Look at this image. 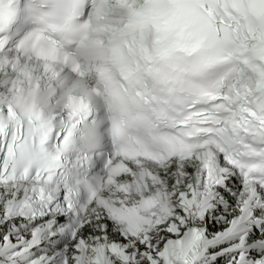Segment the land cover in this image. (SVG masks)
I'll list each match as a JSON object with an SVG mask.
<instances>
[{"label":"snow or ice","instance_id":"6c2138e0","mask_svg":"<svg viewBox=\"0 0 264 264\" xmlns=\"http://www.w3.org/2000/svg\"><path fill=\"white\" fill-rule=\"evenodd\" d=\"M0 264H264V0H0Z\"/></svg>","mask_w":264,"mask_h":264}]
</instances>
